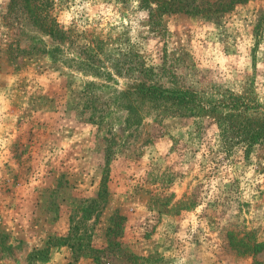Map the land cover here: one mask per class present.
Instances as JSON below:
<instances>
[{
  "label": "rangeland",
  "instance_id": "rangeland-1",
  "mask_svg": "<svg viewBox=\"0 0 264 264\" xmlns=\"http://www.w3.org/2000/svg\"><path fill=\"white\" fill-rule=\"evenodd\" d=\"M53 1L63 43L0 0V264H264V140L123 96L264 114V0Z\"/></svg>",
  "mask_w": 264,
  "mask_h": 264
},
{
  "label": "trees",
  "instance_id": "trees-1",
  "mask_svg": "<svg viewBox=\"0 0 264 264\" xmlns=\"http://www.w3.org/2000/svg\"><path fill=\"white\" fill-rule=\"evenodd\" d=\"M21 1L33 25L42 29L52 39L61 43L71 38L69 31L63 29L51 15L53 0ZM246 1L229 0L228 3L223 5H230L234 2L244 3ZM149 17H153V14H150ZM84 46L87 50H90V45ZM148 69L150 70L152 68L150 67ZM149 70H145V72ZM123 96L126 101L128 100L129 108L137 107L131 103L141 104L142 106L150 108V110L158 112L156 114L159 116H167L173 113L179 114L182 112L184 114L186 111L198 117L204 114L216 115L217 123L215 124L220 129L222 136L229 138L227 134L232 131L233 136L244 141L249 150L264 140V114L258 111L256 107H252V110L244 99L238 96H231L230 103L223 101L221 103H203L199 100L197 93L190 89L179 87L165 89L157 85H147L144 82H141L133 92H125ZM194 204V202H191V206ZM185 208L182 206L180 210H186L187 208ZM228 235L231 234L228 233ZM244 247L246 248L245 251L249 252V254L260 253L264 251V241L255 242L252 245L246 244Z\"/></svg>",
  "mask_w": 264,
  "mask_h": 264
}]
</instances>
